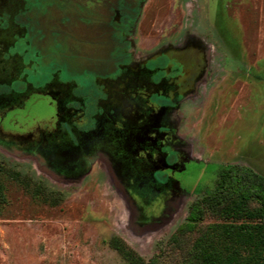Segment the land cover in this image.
I'll return each mask as SVG.
<instances>
[{"label":"rangeland","instance_id":"rangeland-1","mask_svg":"<svg viewBox=\"0 0 264 264\" xmlns=\"http://www.w3.org/2000/svg\"><path fill=\"white\" fill-rule=\"evenodd\" d=\"M34 1L29 17L43 14L41 0ZM147 5L133 53L147 56L157 51L155 44L180 46L186 39L202 49L195 92L179 101L166 148L174 159L179 154L189 160L180 158L158 174L166 191L151 186L156 192L147 188L144 194L134 186L133 193L131 178L116 177L105 161L74 179L0 143V264H125L107 245L113 236L144 262L180 264L198 231L217 222L205 216L176 243L169 240L189 204L210 187L215 166L242 165L264 178V0H147ZM16 20L0 23V57L23 56L26 49L25 58L38 50L42 60L56 58L52 38L45 50L37 47L36 24L22 34ZM0 82V96L23 86L17 78ZM9 103L0 107V137L47 125L55 110L51 100L32 91Z\"/></svg>","mask_w":264,"mask_h":264},{"label":"flooded vegetation","instance_id":"flooded-vegetation-1","mask_svg":"<svg viewBox=\"0 0 264 264\" xmlns=\"http://www.w3.org/2000/svg\"><path fill=\"white\" fill-rule=\"evenodd\" d=\"M34 2L27 0L25 8V0H5L0 23L19 19L22 34L36 24L33 44L45 50L52 38L58 54L42 60L38 50L31 59L24 49L23 56L0 57V79L17 78L24 88L0 96V107L32 91L51 100L55 110L47 125L0 137V143L74 179L105 161L116 177L131 178L133 193V186L144 194L147 188L156 192L151 186L166 191L158 174L180 158L189 160L179 154L174 159L166 148L178 103L195 92L201 75V47L186 39L181 47L155 44L157 51L147 56L133 53L147 0H41L43 14L29 17Z\"/></svg>","mask_w":264,"mask_h":264},{"label":"trees","instance_id":"trees-1","mask_svg":"<svg viewBox=\"0 0 264 264\" xmlns=\"http://www.w3.org/2000/svg\"><path fill=\"white\" fill-rule=\"evenodd\" d=\"M205 216L217 222L198 231L180 264H264L261 175L242 165H216L210 187L189 204L185 221L169 240L176 243ZM107 245L125 264H154L153 259L144 262L115 236Z\"/></svg>","mask_w":264,"mask_h":264}]
</instances>
